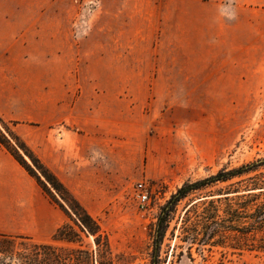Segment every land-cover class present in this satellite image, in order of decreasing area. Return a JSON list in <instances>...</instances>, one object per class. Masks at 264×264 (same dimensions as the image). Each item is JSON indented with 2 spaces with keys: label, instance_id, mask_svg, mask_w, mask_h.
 Listing matches in <instances>:
<instances>
[{
  "label": "rangeland",
  "instance_id": "obj_1",
  "mask_svg": "<svg viewBox=\"0 0 264 264\" xmlns=\"http://www.w3.org/2000/svg\"><path fill=\"white\" fill-rule=\"evenodd\" d=\"M102 2L0 0V21L4 14L14 16L15 7L23 10L22 20L28 19L31 6L37 9L39 67L40 73H44L40 81L83 87L85 92L78 91L74 96H84L87 103L98 99V93L90 92V86L136 87L135 92L119 93L115 104L120 110L117 125L121 139L118 173L114 174L117 181L109 190L87 184L89 187L81 189V198L108 236L115 264H149L151 227L161 206L184 182L205 178L224 166L235 167L264 157V0H254L245 13L240 12L246 26L244 29L241 26L239 38L245 40L246 52L239 55L238 69L232 67L234 55H225L223 75L219 78L226 91L210 92L176 90L174 71L164 68L176 54L174 7L181 4L179 1L164 2L169 10L165 31H156L149 43L135 45L111 42L112 36L126 41L131 31L124 29L123 24H116L114 33L98 35ZM233 15L231 7H226L225 16L230 19ZM62 20L70 24L69 36L60 33L51 36L55 31L52 24ZM186 33L184 30L186 44L178 51L184 59L197 51V44L191 45L192 32ZM102 40L109 43L100 44ZM144 86H150L149 91H144ZM126 137H129L127 154L121 147ZM121 169L126 172L119 173ZM141 182L149 192L144 207L137 197ZM224 186L221 183L205 191ZM197 194H190L178 204L171 229ZM67 221H71L69 217ZM175 234H179L177 229ZM82 235L83 244L95 249L94 237ZM0 242L4 248L0 264H35L34 244L38 241L0 237ZM50 242L58 247L71 245L54 242L52 238ZM182 243L176 237L166 238L161 254L167 256V263L264 264V255L260 253L246 251L222 256L219 251L205 250L200 254L193 247L190 255L186 244L174 248Z\"/></svg>",
  "mask_w": 264,
  "mask_h": 264
},
{
  "label": "crops",
  "instance_id": "obj_2",
  "mask_svg": "<svg viewBox=\"0 0 264 264\" xmlns=\"http://www.w3.org/2000/svg\"><path fill=\"white\" fill-rule=\"evenodd\" d=\"M164 2L166 0H103L98 35L114 33V26L123 24L124 29L131 31L126 41L112 36L111 42L149 43L150 37L156 31H165L168 24L169 10ZM175 2L181 3L174 7L176 54L164 67L174 71V87L185 92L226 91L219 77L223 75L227 55H234L232 67H240L239 55L241 51L246 52V42L239 38L241 26L243 29L246 26L240 12L245 13L247 5L254 0ZM226 7H231L234 13L230 19L225 16ZM13 13L15 15L10 17L2 15L0 21V115L6 120L27 124L18 125L16 132L85 206L81 198L83 186L89 187V184L109 190L117 181L114 174L118 173L121 139L117 125L120 110L115 104L119 93L135 92L136 87L131 84L90 86V92L98 93V99L87 103L84 96H74L78 91L83 94V87L40 81L44 73H40L39 67L37 9L29 8L27 20L21 19V8L15 7ZM52 28L55 31L51 36L58 33L69 36L70 24L66 21L54 22ZM184 30L193 34L191 45L197 44V51L186 59L178 52L186 44ZM162 39L161 45L164 44ZM107 43L100 41V44ZM147 87L150 86L143 88L146 92ZM127 141L129 137L121 146L126 154ZM123 172L126 170L121 169L119 173ZM67 217L46 196L36 178L0 144V232L28 235L38 242L48 243Z\"/></svg>",
  "mask_w": 264,
  "mask_h": 264
},
{
  "label": "trees",
  "instance_id": "obj_3",
  "mask_svg": "<svg viewBox=\"0 0 264 264\" xmlns=\"http://www.w3.org/2000/svg\"><path fill=\"white\" fill-rule=\"evenodd\" d=\"M17 124L18 121L6 120L0 115V144L36 178L50 200L71 220L52 235V241L71 245L35 243V264H98V257L100 264H115L109 238L97 218L16 132ZM221 183L225 186L205 191ZM192 193L198 194L186 205L184 214L171 229L178 204ZM82 234L94 237L95 249L83 244ZM0 237L33 240L28 235L2 232ZM174 237L183 242L174 248L186 244L190 255L193 247L200 254L207 250L219 251L222 256L241 255L246 251L264 255V157L235 167L224 166L205 178L184 182L161 206L157 221L151 227L149 264H173V261L167 263V256L161 253L166 238ZM3 249L0 242V252H4Z\"/></svg>",
  "mask_w": 264,
  "mask_h": 264
},
{
  "label": "built area",
  "instance_id": "obj_4",
  "mask_svg": "<svg viewBox=\"0 0 264 264\" xmlns=\"http://www.w3.org/2000/svg\"><path fill=\"white\" fill-rule=\"evenodd\" d=\"M137 197L140 205L144 207L149 201V192L144 184L141 182L138 184Z\"/></svg>",
  "mask_w": 264,
  "mask_h": 264
}]
</instances>
